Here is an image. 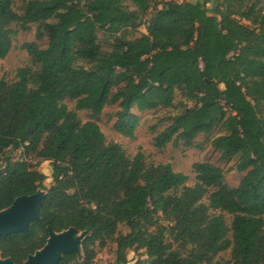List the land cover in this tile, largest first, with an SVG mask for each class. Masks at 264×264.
Listing matches in <instances>:
<instances>
[{
    "label": "trees",
    "instance_id": "trees-1",
    "mask_svg": "<svg viewBox=\"0 0 264 264\" xmlns=\"http://www.w3.org/2000/svg\"><path fill=\"white\" fill-rule=\"evenodd\" d=\"M22 1L18 14L15 0H0V60L12 49L13 25H38L36 38L47 43L23 46L36 70L21 68L16 82L0 81V211L45 189L44 162L53 183L41 221L1 237V257L23 264L46 245L49 228H76L88 232L84 259L66 255L59 264H95L93 247H104L124 225L129 232L115 239L116 264H128V250L143 251L135 264H214L229 250L230 264H264L261 0H165L155 9L133 0L142 14L126 0ZM143 26L147 33L136 37ZM178 95L180 112L156 146L191 148L221 126L225 133L211 144L222 161L237 159L245 173L237 188L210 162L193 165L196 184L188 187V176L170 164L148 167L142 153L129 159L96 121L118 106L114 130L133 139L140 114L175 109ZM79 111L94 120L82 122ZM17 151L23 159H13Z\"/></svg>",
    "mask_w": 264,
    "mask_h": 264
},
{
    "label": "rangeland",
    "instance_id": "rangeland-1",
    "mask_svg": "<svg viewBox=\"0 0 264 264\" xmlns=\"http://www.w3.org/2000/svg\"><path fill=\"white\" fill-rule=\"evenodd\" d=\"M150 3L151 8H156L161 1L165 0H147ZM189 1L196 2L197 0H180V2ZM256 1L254 0L253 3ZM261 6H264V0H261ZM126 3L130 10L135 12H140L142 14L141 5L133 0H126ZM24 9V2L22 0H15L14 10L18 14H22ZM151 10L149 11V13ZM149 18L147 16L144 21ZM13 44L9 55L4 59L0 60V81L3 80L9 84L17 81V72L21 68L30 67L33 70L37 68L33 66L32 59L29 54L24 50L23 46L27 43H36L40 48L46 46L47 41H38L36 38V33L38 30V25H31L29 31H24L19 25H13ZM146 30L141 27L136 34V37L144 35ZM100 43L104 51H109V39L107 37L99 35ZM182 98L178 95L176 100L175 109H162L157 111H151L141 114V122L138 129L135 132V137L133 139L124 137L118 134L114 130V124L117 120L116 114L119 111L118 106H108L105 108L103 114L96 119L101 131L106 137L107 142H113L119 144L124 150L125 154L129 159H133L138 153H142L144 156V162L146 166H158L170 164L174 172L182 173L188 176L189 180L186 184L188 187H194L196 184L195 174L193 171V165L196 163L210 162L224 170V183L230 188H237L245 173H240L236 169L237 159L229 162L221 160V156L212 147V139L218 134H224V129L219 126L216 128L215 132L211 136L200 135L194 140V146L191 148L185 147L182 143L178 146H174L173 143H169L164 148H158L155 144V138L165 131L172 124V119L180 112L179 104L182 102ZM69 110L74 111L75 102L66 100ZM187 103V102H184ZM191 105L190 103H187ZM137 113V112H136ZM78 117L82 122H86L92 119L91 113L88 111L77 112ZM22 151H17L13 153L14 160L23 159ZM2 160V158H1ZM39 171L46 175L47 180L44 183L45 191L52 186L53 180L52 176V166L50 162H44ZM220 214L218 211L215 212ZM226 223L229 227L232 225V217L226 213L223 214ZM129 232L128 228L124 225L119 226L117 234L114 239L108 240L104 247L97 244L93 247L96 252L95 264H116V249L117 245L115 239L119 235H126ZM231 235V233H230ZM143 251L139 254L134 253L131 250L127 251L128 264H135V262L140 258ZM231 251H226L220 253L214 260V264H230ZM84 256L79 259L82 262Z\"/></svg>",
    "mask_w": 264,
    "mask_h": 264
},
{
    "label": "water",
    "instance_id": "water-1",
    "mask_svg": "<svg viewBox=\"0 0 264 264\" xmlns=\"http://www.w3.org/2000/svg\"><path fill=\"white\" fill-rule=\"evenodd\" d=\"M47 196V191L38 190L32 196L18 197L13 204L0 211V238L17 233H27L34 222L41 221L40 209ZM87 231L76 228L56 233L49 228L46 245L29 255L23 264H59L66 255L84 256L82 243ZM80 262V261H79ZM0 264H15L11 258L3 259L0 252Z\"/></svg>",
    "mask_w": 264,
    "mask_h": 264
},
{
    "label": "crops",
    "instance_id": "crops-1",
    "mask_svg": "<svg viewBox=\"0 0 264 264\" xmlns=\"http://www.w3.org/2000/svg\"><path fill=\"white\" fill-rule=\"evenodd\" d=\"M197 1H198V0H197ZM144 28H145V27H144ZM145 30H146V28H145ZM146 33H147V32H146ZM146 33H145V34H146ZM145 34H144V35H145ZM150 112H151V111H150ZM145 113H146V112H145ZM140 115H141V114H140Z\"/></svg>",
    "mask_w": 264,
    "mask_h": 264
},
{
    "label": "built area",
    "instance_id": "built-area-1",
    "mask_svg": "<svg viewBox=\"0 0 264 264\" xmlns=\"http://www.w3.org/2000/svg\"><path fill=\"white\" fill-rule=\"evenodd\" d=\"M201 68H202V65H201Z\"/></svg>",
    "mask_w": 264,
    "mask_h": 264
}]
</instances>
